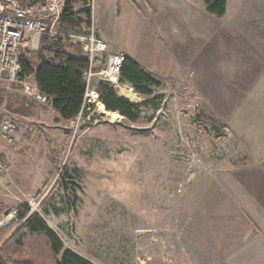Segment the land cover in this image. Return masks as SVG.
I'll list each match as a JSON object with an SVG mask.
<instances>
[{
  "label": "rangeland",
  "instance_id": "obj_1",
  "mask_svg": "<svg viewBox=\"0 0 264 264\" xmlns=\"http://www.w3.org/2000/svg\"><path fill=\"white\" fill-rule=\"evenodd\" d=\"M95 4L78 0L70 6L80 20L75 28L57 23V34L68 37L69 49L80 45L84 50L74 35L88 32ZM39 38L33 33L26 50H37ZM108 51L90 63L86 112L71 120L62 119L43 99L33 76L24 80L34 83L35 95L20 83L0 82V112L17 124L14 141L0 151L6 163L0 218L28 204L66 248L96 264H190L184 239L205 245L208 235L219 236L229 224V200L216 172L229 169L238 154L264 155V96L260 89L245 95L233 82L226 84L231 95L221 96L207 89L212 81L156 74L165 79L154 90L153 96L161 98H147L120 77L112 82L100 73L108 65ZM99 82L113 85L121 96V85L132 88L139 98L130 100L144 102L137 119L119 112L112 118L96 90ZM237 134L253 139L251 145L240 143ZM257 162L238 160L235 170ZM16 218L17 213L0 233ZM7 236L0 239V264L3 254L13 258L10 264H25L15 256L13 239L5 243Z\"/></svg>",
  "mask_w": 264,
  "mask_h": 264
},
{
  "label": "crops",
  "instance_id": "obj_2",
  "mask_svg": "<svg viewBox=\"0 0 264 264\" xmlns=\"http://www.w3.org/2000/svg\"><path fill=\"white\" fill-rule=\"evenodd\" d=\"M95 3L98 33L108 43V52H124L163 77L212 81L207 89L221 96L231 95L226 93L231 90L229 82L245 95L260 89L264 96V0H227L222 17L209 13L204 0L203 4L194 0ZM39 42L40 38L37 47ZM69 51L74 57L86 56L80 45ZM237 139L246 146L252 143L239 134ZM253 153L238 154L229 169L216 172L229 200V224L223 225L219 236L207 234L205 245L194 242L193 246L184 239L191 249L190 264H264V155ZM247 157L260 162L243 163L236 171V162Z\"/></svg>",
  "mask_w": 264,
  "mask_h": 264
},
{
  "label": "trees",
  "instance_id": "obj_3",
  "mask_svg": "<svg viewBox=\"0 0 264 264\" xmlns=\"http://www.w3.org/2000/svg\"><path fill=\"white\" fill-rule=\"evenodd\" d=\"M204 1L209 13L217 17L225 14L227 0ZM76 2L78 0H67L59 21L61 28H75L80 22L70 7ZM69 46L68 37L43 33L38 49L25 50L21 56L22 76L34 77L43 99L49 102L64 120H71L80 113L86 112L85 72L90 67L89 58L84 55L74 57L69 51ZM164 80L131 56L125 55V61L120 70V82L130 84L140 95L147 98H161V96L153 95L156 88L163 86ZM96 90L107 110L119 112L130 120L137 119V114L144 105V102H134L119 95L117 89L106 82H99ZM18 223L21 224L18 225ZM14 229L15 231L9 235ZM21 233L22 235L17 238V235ZM4 236L9 237L5 243L13 239L9 242L14 241L15 256L25 264H96L78 252L66 248L63 240L50 227L45 217L39 212H30L28 204L19 207L16 220L0 233V239ZM35 246L38 248L32 251ZM22 249H26V256H22L21 253L24 252ZM12 259L11 256L3 254L1 264L13 263Z\"/></svg>",
  "mask_w": 264,
  "mask_h": 264
},
{
  "label": "built area",
  "instance_id": "obj_4",
  "mask_svg": "<svg viewBox=\"0 0 264 264\" xmlns=\"http://www.w3.org/2000/svg\"><path fill=\"white\" fill-rule=\"evenodd\" d=\"M66 4L67 0H0V82L20 83L26 93L35 95L34 83L25 81L22 76L21 56L31 42L33 33L57 34L56 25ZM88 28L86 34L74 35V38L83 46L91 63L100 54L107 52L109 45L98 36L92 16ZM124 61L122 53H110L108 65L100 73L115 82L119 80ZM94 94L97 96V93ZM16 130L15 120L0 112V151L5 144L14 141ZM5 168L6 163L0 157V181ZM15 213L17 211L0 218V229L11 223Z\"/></svg>",
  "mask_w": 264,
  "mask_h": 264
},
{
  "label": "bare ground",
  "instance_id": "obj_5",
  "mask_svg": "<svg viewBox=\"0 0 264 264\" xmlns=\"http://www.w3.org/2000/svg\"><path fill=\"white\" fill-rule=\"evenodd\" d=\"M120 92H121V94H122L123 96H125L126 98L131 99V100H137V99L139 98V97H138V94L135 93V92L133 91L132 88L126 87L125 85H121V86H120ZM99 108H100L101 110H103V111L105 110L103 104H101V105L99 106ZM109 114H110V115L112 116V118H114V119H116V118L119 117L117 112H111V111H110Z\"/></svg>",
  "mask_w": 264,
  "mask_h": 264
}]
</instances>
